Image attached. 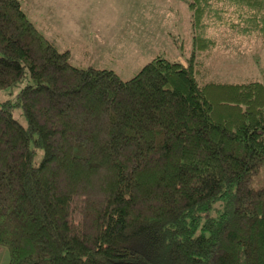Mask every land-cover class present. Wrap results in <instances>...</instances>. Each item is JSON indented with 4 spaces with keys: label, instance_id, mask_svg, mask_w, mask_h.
Here are the masks:
<instances>
[{
    "label": "trees",
    "instance_id": "16d2710c",
    "mask_svg": "<svg viewBox=\"0 0 264 264\" xmlns=\"http://www.w3.org/2000/svg\"><path fill=\"white\" fill-rule=\"evenodd\" d=\"M22 1L0 0V90L26 83L0 103L8 264H264V81L197 70L212 26L264 38V0H193L188 62L130 80L73 65Z\"/></svg>",
    "mask_w": 264,
    "mask_h": 264
},
{
    "label": "rangeland",
    "instance_id": "374dc122",
    "mask_svg": "<svg viewBox=\"0 0 264 264\" xmlns=\"http://www.w3.org/2000/svg\"><path fill=\"white\" fill-rule=\"evenodd\" d=\"M192 1L23 0L22 9L59 51H71L73 65L113 70L130 80L159 55L188 62L194 48ZM207 35L218 46L197 57L201 82L264 81V38L236 35L226 25L212 26ZM25 85L0 90V103ZM14 118L26 126L20 109ZM41 159L42 152L35 162ZM255 180L264 184V168ZM9 261V250L0 246V264Z\"/></svg>",
    "mask_w": 264,
    "mask_h": 264
}]
</instances>
